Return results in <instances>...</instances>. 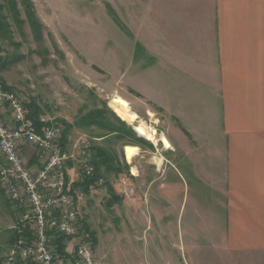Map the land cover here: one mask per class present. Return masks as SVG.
Wrapping results in <instances>:
<instances>
[{"label": "rangeland", "instance_id": "rangeland-1", "mask_svg": "<svg viewBox=\"0 0 264 264\" xmlns=\"http://www.w3.org/2000/svg\"><path fill=\"white\" fill-rule=\"evenodd\" d=\"M30 1L39 20L36 27L23 2L18 0L13 7L9 0H0L3 85L17 91L27 103L33 101L39 115L68 126L75 138L88 139L91 150L104 151L123 173L106 171L109 179L104 176L97 191L102 192L85 199L88 214L83 210L82 217L93 240L94 264L189 262V252L204 243L193 240L194 249L190 247L188 224L198 225L204 212L210 217L211 213L221 215V210L215 195L188 174L191 166L185 151L189 148L176 142L179 132L166 108L138 99L127 89L130 82L146 86L154 61L144 48L139 49L122 22L121 0ZM128 61L135 63L131 66ZM123 71L126 74L119 79ZM115 96L128 103L136 122L127 123L112 109ZM111 112L147 146L131 145ZM91 121H104L110 127L101 128ZM150 131L154 132L153 142L147 139ZM126 146L138 149L131 161L126 159ZM111 186L112 193L107 194ZM112 197L120 201L110 207ZM17 216L0 185V258L11 246ZM63 244L71 256L77 239H66Z\"/></svg>", "mask_w": 264, "mask_h": 264}, {"label": "crops", "instance_id": "crops-1", "mask_svg": "<svg viewBox=\"0 0 264 264\" xmlns=\"http://www.w3.org/2000/svg\"><path fill=\"white\" fill-rule=\"evenodd\" d=\"M119 13L154 61L146 86L130 82L127 89L166 108L176 142L189 148L188 174L221 210L188 224L190 247L204 244L181 263L264 264V0H121ZM77 137L69 132L67 151ZM75 168L68 165V182L82 187ZM96 174L109 179L104 168ZM85 199L78 206L88 214ZM85 226L83 217L92 248Z\"/></svg>", "mask_w": 264, "mask_h": 264}, {"label": "built area", "instance_id": "built-area-1", "mask_svg": "<svg viewBox=\"0 0 264 264\" xmlns=\"http://www.w3.org/2000/svg\"><path fill=\"white\" fill-rule=\"evenodd\" d=\"M30 110L0 78V185L18 211L13 243L0 264H94L78 206L104 184L95 177L90 143L80 137L67 151L61 146L63 123L36 112L34 119ZM71 163L80 176L93 179L86 189L70 186ZM55 236L77 239L70 257L57 256Z\"/></svg>", "mask_w": 264, "mask_h": 264}, {"label": "trees", "instance_id": "trees-1", "mask_svg": "<svg viewBox=\"0 0 264 264\" xmlns=\"http://www.w3.org/2000/svg\"><path fill=\"white\" fill-rule=\"evenodd\" d=\"M9 1L12 4L13 7H16V2L18 0H9ZM20 1L23 2V5H24L25 10L27 9L28 11H30V14H29L30 15V18H33V21H32L33 23L32 24L35 27L36 26H39V20L35 16L36 14H35V11L33 9L32 2L30 0H20ZM3 61H4V59L2 58L1 50H0V69H1V66H2ZM25 104H26L27 108L34 109V111L36 112V114L39 112L38 111V108L35 106V104H34L33 101H30L28 103H27V101H25ZM111 114L113 115V117L115 118V120L117 122H119L124 127L123 131H124V133H126L124 135H125V137H128V139L131 140V145L134 144L135 146L141 147L142 146L141 144H144L145 146H147V144L145 143V141H143L140 138H137L135 136L134 132L129 127H127L123 121H120L119 120V118H120L119 116H118L119 118H117L112 112H111ZM35 115L32 118L35 119L36 118ZM91 122L93 124H96L97 126H99L101 128H109L110 127V125H108V123L107 122H104V121H96L95 123H94V121H91ZM69 130H70V128L68 126H64V133H63V137H62V140H61V146L63 148L66 146V140H67V136L69 134ZM92 155H93V161L92 162L94 163V167H95V177H97L96 169L98 171V170L101 169V167L104 168V170H106L108 172H111V173H114L116 175H119L120 174V172H121L120 167L118 165L116 166L117 163H114V160L111 157L107 156L104 151H102L99 148L98 149L97 148H95V149L92 148ZM80 177L83 178L82 176H80ZM92 180L87 179V178H83L82 183H81L82 184V188L86 189L87 185L90 182H92ZM119 201H120V198H118V197H112L108 201V205L111 207L116 202H119ZM84 229L88 232V229L86 228V226L84 227ZM66 239L67 238H64L62 236H60V237L55 236L54 239H53V241H52V244L56 247L57 256L59 258H61V259H64L67 256H69V254L66 253L65 246L63 244V241L66 240ZM87 241H88V239H87ZM12 243H13V235L11 237V244ZM0 262H1V258H0Z\"/></svg>", "mask_w": 264, "mask_h": 264}, {"label": "bare ground", "instance_id": "bare-ground-1", "mask_svg": "<svg viewBox=\"0 0 264 264\" xmlns=\"http://www.w3.org/2000/svg\"><path fill=\"white\" fill-rule=\"evenodd\" d=\"M111 106L112 109H114V111L127 123L136 122L137 120L136 114L129 111L128 103L121 97L118 96L113 97ZM147 139L150 142H153L155 140L153 131H150V133L147 135ZM124 151L126 154V159L129 161H131L133 158H135L138 155V149L136 147L126 146L124 148ZM158 165H160V163Z\"/></svg>", "mask_w": 264, "mask_h": 264}, {"label": "water", "instance_id": "water-1", "mask_svg": "<svg viewBox=\"0 0 264 264\" xmlns=\"http://www.w3.org/2000/svg\"><path fill=\"white\" fill-rule=\"evenodd\" d=\"M34 114H35L34 109H31V110H30V115L33 116ZM133 129H134V128H133Z\"/></svg>", "mask_w": 264, "mask_h": 264}]
</instances>
